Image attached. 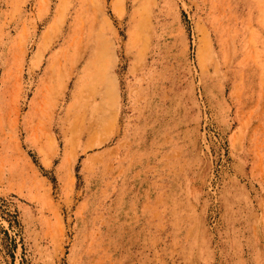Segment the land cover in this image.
Segmentation results:
<instances>
[{
    "label": "rangeland",
    "instance_id": "obj_1",
    "mask_svg": "<svg viewBox=\"0 0 264 264\" xmlns=\"http://www.w3.org/2000/svg\"><path fill=\"white\" fill-rule=\"evenodd\" d=\"M0 264H264V0H0Z\"/></svg>",
    "mask_w": 264,
    "mask_h": 264
},
{
    "label": "bare ground",
    "instance_id": "obj_2",
    "mask_svg": "<svg viewBox=\"0 0 264 264\" xmlns=\"http://www.w3.org/2000/svg\"><path fill=\"white\" fill-rule=\"evenodd\" d=\"M81 61V60H80ZM79 66V65H78Z\"/></svg>",
    "mask_w": 264,
    "mask_h": 264
}]
</instances>
